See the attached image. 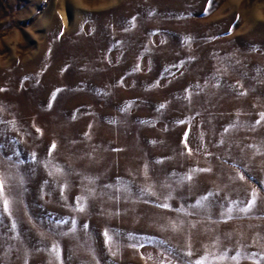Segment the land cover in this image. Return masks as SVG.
Instances as JSON below:
<instances>
[{
  "label": "rangeland",
  "instance_id": "obj_1",
  "mask_svg": "<svg viewBox=\"0 0 264 264\" xmlns=\"http://www.w3.org/2000/svg\"><path fill=\"white\" fill-rule=\"evenodd\" d=\"M0 177V264H264V0H0Z\"/></svg>",
  "mask_w": 264,
  "mask_h": 264
},
{
  "label": "snow or ice",
  "instance_id": "obj_2",
  "mask_svg": "<svg viewBox=\"0 0 264 264\" xmlns=\"http://www.w3.org/2000/svg\"><path fill=\"white\" fill-rule=\"evenodd\" d=\"M38 131H39V129H38ZM52 147L55 148V145H53ZM202 171H207V170H202ZM187 179H191V177H187ZM3 190H4V179L2 177H0V196L3 195ZM255 204H256V197H255V195H253L252 200L249 202L248 206L245 209H242V211H251ZM162 206L168 207V205H162ZM3 207L6 211L8 210L9 201L6 198L3 200ZM80 210L82 211L83 208H81ZM188 255H191V252H189ZM195 264H208L207 257H205L203 259H198L195 262Z\"/></svg>",
  "mask_w": 264,
  "mask_h": 264
}]
</instances>
